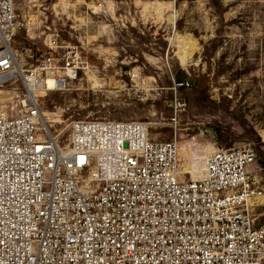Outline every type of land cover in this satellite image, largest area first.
Segmentation results:
<instances>
[{"label":"built area","instance_id":"1","mask_svg":"<svg viewBox=\"0 0 264 264\" xmlns=\"http://www.w3.org/2000/svg\"><path fill=\"white\" fill-rule=\"evenodd\" d=\"M23 28L0 0V88L18 84L21 113L0 109V264H264L253 147L215 150L186 180L180 143L152 140L147 123L74 121L61 140L39 94L66 91L86 61L75 45L55 58L54 43L23 69Z\"/></svg>","mask_w":264,"mask_h":264},{"label":"rangeland","instance_id":"2","mask_svg":"<svg viewBox=\"0 0 264 264\" xmlns=\"http://www.w3.org/2000/svg\"><path fill=\"white\" fill-rule=\"evenodd\" d=\"M14 1L23 69L54 43L55 58L75 45L86 61L66 91L39 98L61 140L74 121L147 123L152 140L180 143L183 175L215 150L264 146V0ZM18 87L0 88V109ZM255 167L261 187L264 153Z\"/></svg>","mask_w":264,"mask_h":264},{"label":"bare ground","instance_id":"3","mask_svg":"<svg viewBox=\"0 0 264 264\" xmlns=\"http://www.w3.org/2000/svg\"><path fill=\"white\" fill-rule=\"evenodd\" d=\"M39 96H43V94L40 93ZM12 98H13V95L11 94L10 97H9V100H10L11 104H14V102H12ZM15 107H16V105L14 104L13 105L14 109L11 110V116L12 117H20L21 113H20V111H17V108H15ZM180 155H181V145H180L179 156ZM189 163L190 164H189L188 171H186L187 173L184 172V175L186 174L185 179L186 180H192V179H196V178L201 177L203 175L204 162H203V165H202L201 159L200 160L197 159V161H192V162H189ZM179 166H180V170H181V160L179 162ZM200 171H201V174L196 175Z\"/></svg>","mask_w":264,"mask_h":264},{"label":"trees","instance_id":"4","mask_svg":"<svg viewBox=\"0 0 264 264\" xmlns=\"http://www.w3.org/2000/svg\"><path fill=\"white\" fill-rule=\"evenodd\" d=\"M161 53L162 54H164L163 53V50L161 51ZM254 149H255V152H256V155H257V157L259 158V156L261 157V154H263L264 153V146H259V147H254ZM263 164H262V162H261V165L260 166H262ZM263 167V166H262Z\"/></svg>","mask_w":264,"mask_h":264}]
</instances>
